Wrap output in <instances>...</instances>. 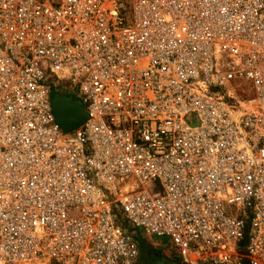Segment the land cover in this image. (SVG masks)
<instances>
[{
  "label": "built area",
  "instance_id": "1",
  "mask_svg": "<svg viewBox=\"0 0 264 264\" xmlns=\"http://www.w3.org/2000/svg\"><path fill=\"white\" fill-rule=\"evenodd\" d=\"M141 236L264 264V0H0V264H139Z\"/></svg>",
  "mask_w": 264,
  "mask_h": 264
},
{
  "label": "rangeland",
  "instance_id": "2",
  "mask_svg": "<svg viewBox=\"0 0 264 264\" xmlns=\"http://www.w3.org/2000/svg\"><path fill=\"white\" fill-rule=\"evenodd\" d=\"M139 239L142 250L139 264H185L169 238L141 236Z\"/></svg>",
  "mask_w": 264,
  "mask_h": 264
},
{
  "label": "water",
  "instance_id": "3",
  "mask_svg": "<svg viewBox=\"0 0 264 264\" xmlns=\"http://www.w3.org/2000/svg\"><path fill=\"white\" fill-rule=\"evenodd\" d=\"M70 106L72 108V116H67L62 111L63 106ZM53 106L56 112V115L64 127L65 130H72L77 128L85 120L86 113L80 102L73 101L72 97H67L64 95L56 94L53 97Z\"/></svg>",
  "mask_w": 264,
  "mask_h": 264
},
{
  "label": "bare ground",
  "instance_id": "4",
  "mask_svg": "<svg viewBox=\"0 0 264 264\" xmlns=\"http://www.w3.org/2000/svg\"><path fill=\"white\" fill-rule=\"evenodd\" d=\"M72 108H71V105L69 106H63L62 107V111L65 113V115H67V116H72L73 114H72Z\"/></svg>",
  "mask_w": 264,
  "mask_h": 264
},
{
  "label": "crops",
  "instance_id": "5",
  "mask_svg": "<svg viewBox=\"0 0 264 264\" xmlns=\"http://www.w3.org/2000/svg\"><path fill=\"white\" fill-rule=\"evenodd\" d=\"M141 246V245H140Z\"/></svg>",
  "mask_w": 264,
  "mask_h": 264
}]
</instances>
